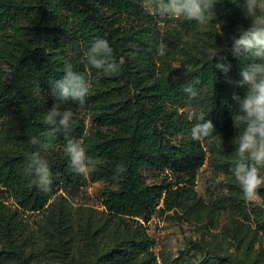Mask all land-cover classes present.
I'll return each mask as SVG.
<instances>
[{
    "label": "trees",
    "instance_id": "obj_1",
    "mask_svg": "<svg viewBox=\"0 0 264 264\" xmlns=\"http://www.w3.org/2000/svg\"><path fill=\"white\" fill-rule=\"evenodd\" d=\"M145 1L0 0V64L8 68L0 70V123L7 124L0 131V184L25 211L42 210L57 188L80 181L82 175L73 172L64 145L67 139L81 138L87 155L98 162L93 179L120 180L117 188L104 190L107 213L99 219L83 214L77 231L65 208L50 216L52 242L49 238L44 249H35L18 213L0 203V264H160L153 250L156 241L138 219L149 221L161 203V212L200 205L195 186L207 159L204 141L232 134L238 107L233 95L243 98L247 91L238 83L243 64L251 61L242 62L231 53V37L239 38L242 26L236 21L245 16L237 0H217L225 12L219 10L215 18L227 38L222 41L218 31L214 39L202 37L204 43L184 67L163 72L158 40L144 22L131 20L142 18ZM96 38L108 41L121 66L118 73L106 74L87 63L86 53ZM215 45L222 51L211 60L206 50ZM65 63L85 74L91 89L85 105L63 103L62 110L74 114L72 127L65 131L57 126L48 135L52 126L44 123V115L59 103L50 94V82L63 77ZM217 63L231 65L227 76ZM188 86L198 89L195 98H189ZM190 104L196 108L191 120L179 112ZM83 110L96 122L90 133L80 116ZM204 120L212 122L215 132L193 140L191 129ZM37 137L52 146L41 150L30 142ZM235 149L225 150L231 175L238 159ZM37 150L55 175L47 193L31 186L24 172ZM118 165L125 171L117 172ZM145 168L168 169L171 178L149 185L143 179ZM241 236L237 239L247 248L243 255L230 260L216 256L201 264H258L261 251Z\"/></svg>",
    "mask_w": 264,
    "mask_h": 264
},
{
    "label": "rangeland",
    "instance_id": "obj_2",
    "mask_svg": "<svg viewBox=\"0 0 264 264\" xmlns=\"http://www.w3.org/2000/svg\"><path fill=\"white\" fill-rule=\"evenodd\" d=\"M219 10L222 11V8L216 6L209 23L197 28L191 21L162 16L159 0H146L142 18L136 16L131 20L134 23L144 22V26L153 32L160 48L158 67L163 72H172L184 67L189 56L204 43L201 42L202 37L214 39L218 31L220 35L223 33L222 41L227 38L221 22L215 18ZM222 12H225V6ZM238 22L245 28L250 23L246 18L236 21ZM0 70L7 72L8 68L0 64ZM179 112L191 120L196 108L190 104L180 108ZM80 116L85 121L86 132L90 133L96 122L87 111H81ZM6 126L5 121L1 122L0 131ZM237 135L238 130L234 128L227 138L204 141L207 159L198 170L195 186L196 201H200V205H195L192 209L161 212V203L149 221L138 219L156 241L153 250L159 257L160 264H201L208 258L215 261L216 256L229 260L232 256L236 258L247 249L237 239L241 235L253 243L256 252L261 251L258 264H264V188L259 190L258 199L247 201L239 185V190L236 188V181L227 168L225 150L227 146H236L234 138ZM76 140L83 145L82 138ZM166 178H171V171L168 169H143V179L149 185L159 184ZM119 182L115 177L94 180L91 173L82 174L75 186L63 185L57 188L49 203L40 211L22 209L12 193L0 184V203L10 213H18V221L25 226L26 234L29 233L33 238L35 249H44L48 245L47 240L52 239L50 216L65 208L74 218L77 231L79 218L83 214L99 219L107 213L104 190L117 188ZM75 236L79 237V233Z\"/></svg>",
    "mask_w": 264,
    "mask_h": 264
},
{
    "label": "clouds",
    "instance_id": "obj_3",
    "mask_svg": "<svg viewBox=\"0 0 264 264\" xmlns=\"http://www.w3.org/2000/svg\"><path fill=\"white\" fill-rule=\"evenodd\" d=\"M217 0H159V11L162 16L170 19H184L194 21L204 26L209 23L210 16L215 12ZM245 18L250 21L248 27L241 26L238 30L239 38L232 36V55L244 63L238 86L247 88L246 94L241 98L233 95L237 104L232 119L238 130L234 138L237 141L235 154L237 162L231 169L232 176L243 192L247 201L259 198V190L264 188V0H237ZM223 35V33H221ZM221 48L215 47L206 50L207 55L214 59ZM87 63L106 74H116L121 66L113 58V49L107 40L96 38L86 53ZM225 76L231 70V65L217 63L215 66ZM91 84L86 75L73 69L71 63H65L63 77L50 82V94L59 101L44 115V123L52 126L53 134L59 129L69 130L74 123L72 111L64 109V102L71 101L80 106L85 105L90 93ZM189 98L198 95V89L188 86L185 88ZM214 126L210 120L197 123L191 129L193 140L200 141L210 136ZM47 151L52 145L42 142L38 137L30 141ZM64 152L69 160L73 172L78 175L91 173L97 161L88 156L82 143L76 139H67ZM123 165L117 166V172H123ZM25 174L30 178L31 186L41 192L52 190L55 175L49 167L47 159L41 151L33 152L25 165Z\"/></svg>",
    "mask_w": 264,
    "mask_h": 264
}]
</instances>
